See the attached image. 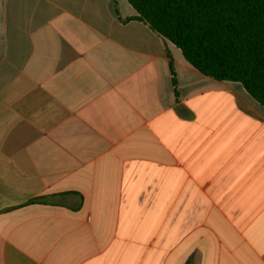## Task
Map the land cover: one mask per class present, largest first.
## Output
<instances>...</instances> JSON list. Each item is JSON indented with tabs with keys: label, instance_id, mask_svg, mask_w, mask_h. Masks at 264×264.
<instances>
[{
	"label": "crops",
	"instance_id": "obj_1",
	"mask_svg": "<svg viewBox=\"0 0 264 264\" xmlns=\"http://www.w3.org/2000/svg\"><path fill=\"white\" fill-rule=\"evenodd\" d=\"M0 264H264V107L126 0H0Z\"/></svg>",
	"mask_w": 264,
	"mask_h": 264
},
{
	"label": "trees",
	"instance_id": "obj_2",
	"mask_svg": "<svg viewBox=\"0 0 264 264\" xmlns=\"http://www.w3.org/2000/svg\"><path fill=\"white\" fill-rule=\"evenodd\" d=\"M126 1L193 68L240 83L264 107V0Z\"/></svg>",
	"mask_w": 264,
	"mask_h": 264
}]
</instances>
